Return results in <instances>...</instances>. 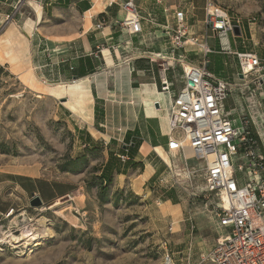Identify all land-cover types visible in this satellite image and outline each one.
I'll use <instances>...</instances> for the list:
<instances>
[{"label":"rangeland","instance_id":"rangeland-1","mask_svg":"<svg viewBox=\"0 0 264 264\" xmlns=\"http://www.w3.org/2000/svg\"><path fill=\"white\" fill-rule=\"evenodd\" d=\"M204 1L197 0L196 5L202 7ZM213 1L229 12L236 25L240 22L245 50L264 59V0ZM23 5L17 13L34 10L40 22L39 6L33 0H26ZM8 35L14 37V31L10 29L5 37ZM230 40L233 46V39ZM14 42L20 44L18 39ZM210 45L217 48L214 38ZM239 45L242 47V42ZM10 46L0 41V60L10 52L15 64H22V52ZM198 59L202 57L198 55ZM230 66L228 62L223 66L211 65L210 70L230 82ZM18 68L17 72L22 70ZM258 78L257 75L239 84L249 85L244 95L252 102V117L246 112L249 128L257 124L264 131V83ZM173 82L174 92L178 93L183 86L181 78H173ZM23 83L24 78L19 81L7 66L0 64V167L39 172L63 183L75 180L77 186L71 198L62 200L63 204L54 211L45 205L33 209L27 200H16L12 235H20L24 225L36 226L41 217H46L53 238L47 237L33 249L28 260L22 256L26 249L4 244L0 246V264H160L166 252L174 255L177 264H200L201 256L213 250L220 235H226L217 226L215 206L219 198L207 193L203 162L190 160L185 166L171 161L167 167L176 165L174 174L169 168L162 181L156 178L143 188L142 179L135 176L123 187L116 186L113 180L105 183L101 172L106 157L100 149L83 148L75 131L77 119L69 117L63 106L66 100L37 94ZM113 103L117 104L116 98ZM92 111L93 107L73 114L90 122L87 119ZM115 111L116 108L109 110L110 114ZM237 117L231 115L239 128ZM261 136L264 141V132ZM259 147L264 155V147L260 143ZM186 156L191 158L189 149ZM75 160L80 162L69 165ZM234 166L242 184L244 174L238 170V163ZM65 167L72 171L63 172ZM167 199H173L176 206L166 203ZM8 222H0L1 233L8 229Z\"/></svg>","mask_w":264,"mask_h":264},{"label":"crops","instance_id":"crops-1","mask_svg":"<svg viewBox=\"0 0 264 264\" xmlns=\"http://www.w3.org/2000/svg\"><path fill=\"white\" fill-rule=\"evenodd\" d=\"M126 1L33 0L39 6V22L34 10L27 14L19 13L21 17L18 16L17 10L22 8L24 3L26 4V0H0V31L5 28L0 40L11 28H14L15 39H18L20 44L13 43L10 47L22 52L23 61L20 65L15 64L11 59V53L7 52L8 55L3 54L4 60H0V64L7 66L10 73L19 81L31 75L36 85L44 87L89 80L91 93L94 94L90 122L80 119L65 108L69 117L77 119L75 124L77 137L83 148L102 150L106 157L101 172L105 182L113 180L116 186L123 187L135 176L139 180L142 179L143 188L156 178L162 181L163 175L168 170L167 164L171 165L172 155L168 152L170 128L164 110L171 99L179 93L174 92L173 78H181L180 68L175 65V69L167 73L168 81L173 84L171 99L160 93V62L157 58L169 55L168 39L164 36L161 27L167 21H172L174 10L183 9L187 11L188 24L194 28V31L202 38L209 36L207 42L210 47V41L214 37L210 36V32L205 27L206 0L202 7L196 5L197 0H136L143 18L144 33L140 37L130 38L116 25L124 18L122 5ZM101 21L105 24L98 30L96 25ZM241 34L236 38L229 36L227 43L230 52L222 50L219 39L214 38L217 48L211 47L213 53L206 57L209 62L207 70L219 78L220 75L210 70V66H223L227 62L231 64L229 75L231 81L228 83L233 87L224 109L230 106V111L226 109L225 111L230 115H238L237 122L243 116L247 117L246 112L252 117L249 106L252 103L251 99L244 98L249 85L239 84L240 67L234 55V53L248 52L243 46L245 37L243 30ZM240 42L242 47L239 45ZM198 55L202 59H198ZM180 56L193 65L204 66L205 57L192 49L181 52ZM10 60L13 62L11 63ZM126 65L131 71L130 89L135 91L134 95L141 101L137 113H133L130 107L113 103L116 93L114 83L116 70ZM18 67L22 70L17 72ZM103 74L106 76L108 97L100 96L97 83L94 82ZM23 85L37 94L48 96L45 92L30 88L26 83ZM148 87L150 90L146 89ZM111 108H116V111L110 114ZM128 119L131 126L127 127L125 133L120 136L121 127L128 123ZM251 129L253 134L259 137V140H256L263 148L264 141L261 135L264 131L257 124ZM92 131L99 132L98 136H94ZM76 186L75 180L63 183L60 180L47 178L39 172L24 173L8 165L2 166L0 167V215L2 216L0 222H8L5 216L11 209H15L18 205L16 200L19 198L27 200L29 205L32 197L37 196L45 206H49L66 197L71 198ZM166 203L176 206L173 204V199H167Z\"/></svg>","mask_w":264,"mask_h":264},{"label":"built area","instance_id":"built-area-1","mask_svg":"<svg viewBox=\"0 0 264 264\" xmlns=\"http://www.w3.org/2000/svg\"><path fill=\"white\" fill-rule=\"evenodd\" d=\"M122 10L124 18L116 25L130 38L142 36L143 18L136 0H127ZM204 11L205 27L210 36L219 39L222 50L230 52L227 40L229 36L237 37L235 27L242 32L240 22L236 25L229 12L213 0H206ZM252 21L256 22V19ZM104 24L101 21L96 29H101ZM161 28L169 44V55L157 58L160 62L161 94L171 99L173 84L168 81L167 73L174 70L175 65L180 68L183 83L165 109L170 128L168 152L172 155V164L177 162L188 166L190 160L205 164L207 193L219 198L215 206L217 226L226 233L225 236L220 235L208 255L201 256L200 264H264V155L249 128L250 120L243 116L241 127H235L231 115L225 111L224 104L233 85L207 70L209 62L206 57L213 53L207 42L209 36L202 38L194 31L188 24L187 11L174 10L172 21H167ZM188 49L205 57L204 66L193 65L180 56ZM234 55L239 62L240 82H247L258 75L264 83L263 59L249 52ZM186 147L193 151L192 158L186 157ZM235 163L244 174L242 184ZM167 168L174 174L176 165ZM14 213L15 209H11L5 216L9 221L8 229L0 234V246L11 243L9 240L7 243L1 241L14 234L11 228ZM160 264L177 262L172 253L166 252Z\"/></svg>","mask_w":264,"mask_h":264},{"label":"bare ground","instance_id":"bare-ground-1","mask_svg":"<svg viewBox=\"0 0 264 264\" xmlns=\"http://www.w3.org/2000/svg\"><path fill=\"white\" fill-rule=\"evenodd\" d=\"M11 29L12 31H14V28H11ZM14 39H15V36L13 37L11 35H8L4 39H1L0 41L6 45H13V43L16 42V41L14 42ZM130 74H131V71L127 65L117 68L116 74L114 77V83L116 87V93L114 94V96L116 98L117 104L128 106L132 109L133 113H137L139 111L141 101L139 97L134 95L135 91H132L130 89V86H129ZM97 78L98 79H95L94 82L97 83L100 96L108 97V91L106 90L107 81H106L105 74ZM24 82L28 86H30V88H33L37 90L38 92H45L49 96H58V100H64V99L67 100L65 103H63V106L68 108L72 113H83L85 109H90V108L92 109L93 107V103H94L93 95L94 94L92 95L91 93V82L89 80H80L73 84L58 85V86H52V87H44V86L36 85L35 79L31 76L24 79ZM146 89H149V87ZM40 95L42 94L40 93ZM77 95L79 96L78 99H76ZM144 98L146 97L144 96ZM165 115H167V113ZM91 116L92 115L88 117L87 119L88 121L91 120ZM129 126H131L130 119H128V123H126V125L121 127L120 134H124L126 131V128ZM95 131H92L93 135L98 136L99 132L97 133ZM186 149L190 150L191 158H192L193 151L189 147H186ZM186 149H185V155H186ZM66 199L69 200V197H66L63 200H66ZM62 202L63 201L61 200V201H57V202L50 204L48 206L49 210H52V211L56 210V208H58L59 206L63 204ZM50 226H51L50 221L46 217H41L37 221L36 226L27 227V225H24L21 228L20 235H11L7 237L6 239L2 240L1 242L7 243L9 240V242H11L12 244H15V248H18L17 246H19V247H22L23 249H26V252L24 254L22 253V256L28 260L33 254V249L35 250V248H37L38 246H41L42 244L41 242L46 240L47 237L53 238L52 232L49 228Z\"/></svg>","mask_w":264,"mask_h":264},{"label":"water","instance_id":"water-1","mask_svg":"<svg viewBox=\"0 0 264 264\" xmlns=\"http://www.w3.org/2000/svg\"><path fill=\"white\" fill-rule=\"evenodd\" d=\"M234 34L236 36L241 35L239 27L234 28ZM157 107H159V105H157ZM29 206H30V208H33V209H39V208H42L44 206V204H43L42 200L40 199V197L33 196L31 201L29 202Z\"/></svg>","mask_w":264,"mask_h":264},{"label":"trees","instance_id":"trees-1","mask_svg":"<svg viewBox=\"0 0 264 264\" xmlns=\"http://www.w3.org/2000/svg\"><path fill=\"white\" fill-rule=\"evenodd\" d=\"M253 135H254V138H255V139L259 140V137H258L257 135H255V134H253ZM94 150H95V149H94ZM79 162H80V160L71 161L69 165L76 166ZM62 171H63V172H71L72 169H69V168H66V167H65ZM102 180L104 181L103 177H102ZM104 182H105V181H104ZM109 182H111V181H109ZM105 183H107V180H106Z\"/></svg>","mask_w":264,"mask_h":264}]
</instances>
